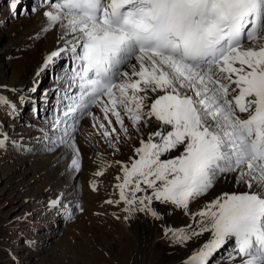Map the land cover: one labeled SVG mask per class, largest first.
Returning a JSON list of instances; mask_svg holds the SVG:
<instances>
[{
  "label": "snow or ice",
  "instance_id": "snow-or-ice-1",
  "mask_svg": "<svg viewBox=\"0 0 264 264\" xmlns=\"http://www.w3.org/2000/svg\"><path fill=\"white\" fill-rule=\"evenodd\" d=\"M42 2L48 28L63 30L45 65L65 52L78 62L70 77L78 91L65 94L63 119L53 125H64L59 142L74 152L70 167L81 169L74 133L82 117L97 120L92 127L104 129L113 148L120 136L113 137L110 115L125 138V118L137 133L154 119L157 130L133 146L128 161L115 162L119 200L106 203L123 202L126 222L137 214L160 220L156 202L189 216L184 228L164 232L177 244L208 236L188 264H208L229 243L242 264H264V0ZM20 3L11 0V10ZM228 178L246 190L223 191L192 209Z\"/></svg>",
  "mask_w": 264,
  "mask_h": 264
},
{
  "label": "rangeland",
  "instance_id": "rangeland-1",
  "mask_svg": "<svg viewBox=\"0 0 264 264\" xmlns=\"http://www.w3.org/2000/svg\"><path fill=\"white\" fill-rule=\"evenodd\" d=\"M30 17L31 14L28 17H19L16 21L7 20L4 27L6 29L3 28L4 30L0 31V48L6 44L8 39H13L9 32L18 23L28 21ZM10 60L8 56L0 55V67L2 65L7 68ZM26 73L21 74V80L25 78L27 81V77H24ZM17 80L18 78L13 75H6L4 79H0V92L2 94L8 92L5 96L9 102H11L9 99L10 91L2 87H8L14 91H16L15 89L26 90V87L27 89L32 87V83L28 82L24 85L18 83ZM14 86L22 87L14 88ZM5 105L9 106V104ZM5 105L0 104V129H4L2 136H6L9 126L6 122L12 118ZM34 116L36 115L32 114L28 117L22 115L23 118L20 117V121L31 124L35 121ZM12 124L16 125L17 122ZM23 139L21 138L20 141ZM26 143H24L23 148L27 152L30 148ZM91 153L94 152H89V154ZM37 162L30 164L25 159H21L20 154L15 153L11 148L0 146V264H118L119 262L131 264L134 249L128 223L133 224L134 218L125 221L123 209L126 206L124 207L123 202L119 204L106 203L109 197L113 201L119 200V191L116 187L118 183L115 177L117 170L114 161L103 160L95 153L87 159L88 163L83 164L84 176L87 177L80 175V179L85 180L87 178L86 182L83 180L87 186V191L92 190L93 182H95V190L92 197H87V193L86 197L90 202L87 203L86 214L84 215L85 204L82 203L84 213L65 227L62 232L63 236L59 235V237L54 236L52 238L49 236L46 240L44 237L52 232L51 219L53 217H45L41 216L44 214H39L40 207L38 206H42V204H39L38 201L42 199V186L48 181V178L37 179L35 174L38 169ZM97 170L103 172L99 180L94 175ZM75 181L78 185V177ZM77 194V199L81 201L83 191H80L78 187ZM31 212L37 217L30 215ZM77 220H80V223ZM83 221L89 224L87 230H82L80 226ZM72 225L73 227H71ZM88 227L93 229L89 233L87 232ZM167 228L166 223H159L158 231L164 233ZM159 244L163 246L160 241ZM148 250L150 254L142 256L141 263L159 264L152 257L153 248L149 247Z\"/></svg>",
  "mask_w": 264,
  "mask_h": 264
},
{
  "label": "bare ground",
  "instance_id": "bare-ground-1",
  "mask_svg": "<svg viewBox=\"0 0 264 264\" xmlns=\"http://www.w3.org/2000/svg\"><path fill=\"white\" fill-rule=\"evenodd\" d=\"M17 25L9 32L11 38L13 39H8L6 44L2 48H0V55L8 56L9 59H11L8 63L7 68L1 65L0 79H4L6 75L8 76L13 75L14 77L18 78L17 82L20 84L25 85L28 82L32 83V87H31L32 89L36 87L37 84H41V82L44 81L43 79L45 78L44 72L46 71V67L50 68V73L54 72L55 70L54 68L56 66V60L58 59V57L55 58L53 62L47 64L50 66L45 65V60L51 52L57 50L61 46V44L58 41V38L61 36L63 30L60 27L56 26L53 30L40 32L39 31L40 29H42L44 26H47L46 20L41 16V11H37L31 14V17L28 21L26 22L22 21ZM4 29H0V31ZM38 37H41L40 40H38ZM40 71L43 72L41 73ZM23 73H26L24 77H27L26 79L27 81H25V78H23V80L20 79V76ZM58 81H59V75H58V79L55 80V83L51 84L50 86L58 85ZM22 86H14V88H19ZM15 90L22 92L25 89H15ZM28 99H32V97H28ZM39 101H40L39 97H36V99H34L35 103H39ZM22 115L20 116L21 118H23ZM34 118H36V116H34ZM110 119L113 120V125L117 127V133H114L113 137H115L116 135L120 136V141L118 144H116L115 148L109 145L110 138L104 137L102 135L104 129H100L99 127L97 128L92 127L93 129L90 138L76 137L75 143H76V147L79 148L80 158L82 161L81 172L77 176H75L74 171H68L66 166L67 160L69 158V154H71L72 151L71 149L64 151L65 153H61V154L59 152L57 153L56 151L52 155H49L48 157H45L43 155H36V158H34L31 155L27 156L29 154V151H27L28 154L26 156H20L21 159H25V161L30 162V164L32 163L36 164V162L39 160L37 162L38 169L35 174L37 179L48 178V181L45 182L42 186V199L45 200L43 202H46L45 206L49 211L52 212L57 210L56 208H58L61 203H58L55 207H53L52 201L58 200L56 198L62 197V195L64 194L67 200L66 206L68 207L70 202H73L78 198V194H77V187H78L80 191L81 190L83 191V198L80 202L85 204L84 205L85 207L84 215H85L88 207L87 203L90 202L87 197H92L94 194L92 181L90 180L91 181L90 184L92 185V190L87 191V186L83 183L84 179L83 180L82 178L80 179V175L84 176L83 164L88 163L87 159L92 154L95 153L96 155L100 156V158H102L103 160L114 161V163L116 161H128V158L133 155V146L139 147L140 146L139 140L141 138L147 139L148 133L157 130V123L151 121L148 127L141 126L139 133H137L135 129L132 128L131 122L128 121L127 118H125V124L129 128V133H130V138H125V134L120 130L119 125H115V118L111 117ZM99 121L105 123V126L107 127L106 121L102 120V118H100ZM34 122L35 121H33L31 124H33ZM94 123H97V120H94ZM25 135H27V132H22L18 136V140L24 138ZM34 147H35V142H32V145L29 148L30 150H32ZM89 152H94V153L89 154ZM173 155H175V153H173ZM115 164H116L117 175H122L120 165H118L117 163ZM76 177H78L79 180L78 185L76 184L75 181ZM117 183H119V181H117ZM244 190H246V188L243 184L235 183L231 178H228L226 180H221L216 185V187L207 195L206 198L193 202L191 204V207L194 211L199 210V208L202 207L206 201L214 199L219 193L223 191L239 192ZM137 195H142V193H138ZM62 205H63L62 209L64 210L65 204ZM125 206L126 205L124 204V207ZM153 206L161 211L162 218L160 220H155L150 215L137 214L134 218L133 224L128 223L129 225L128 229L131 232L130 234H131V239L133 241V249H134V256L131 260L132 262L131 264H142L140 261L141 257L145 256L146 254H150L148 250L149 247L153 248L152 257L155 258L159 264H188V263H183V260L186 257L190 256L191 253H194L195 250H197L198 248L201 249L205 241L208 239V236L205 235L199 238H193L189 240L187 243L184 244V247L186 246L185 249H180V247L171 246V243L174 241L171 239L170 236L166 237L163 232L161 233L158 231L159 223H166L168 225V228H172V229L184 228L190 222V217L184 215V213L179 210L171 211L169 208L159 204L158 202L154 203ZM40 212L41 210L39 208V213ZM59 221H61V219H59ZM79 221L78 223H80ZM84 222L85 221H83V224L80 226L82 227V230H87L86 228L87 225L89 224H86V222L85 223ZM67 225L68 224L62 227L60 225V227L57 229L52 228V232L50 233V235L48 236L46 235L44 239L46 240V238L49 236L51 238L54 236L59 237V235L63 232V230ZM71 227H73V225ZM89 228L90 227H88V231H87L88 233L90 230L91 231L93 230ZM97 230L99 231V228H97ZM159 241L162 243L164 247L159 244ZM221 252L222 250L220 251V253ZM215 256L216 254H213V256L209 258L208 264L212 262ZM118 264H123V263L119 262Z\"/></svg>",
  "mask_w": 264,
  "mask_h": 264
}]
</instances>
